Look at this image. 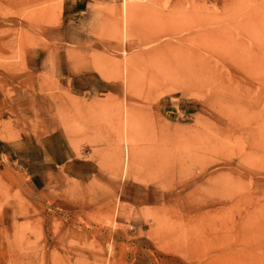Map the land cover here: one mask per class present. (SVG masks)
<instances>
[{
  "label": "rangeland",
  "instance_id": "obj_1",
  "mask_svg": "<svg viewBox=\"0 0 264 264\" xmlns=\"http://www.w3.org/2000/svg\"><path fill=\"white\" fill-rule=\"evenodd\" d=\"M0 264H264V0H0Z\"/></svg>",
  "mask_w": 264,
  "mask_h": 264
},
{
  "label": "bare ground",
  "instance_id": "obj_2",
  "mask_svg": "<svg viewBox=\"0 0 264 264\" xmlns=\"http://www.w3.org/2000/svg\"><path fill=\"white\" fill-rule=\"evenodd\" d=\"M210 66V65H209ZM212 67V66H211ZM208 68V67H207ZM210 68V67H209ZM218 75V74H217ZM126 121V120H125ZM128 124V123H127ZM128 125H130L131 126V124L129 123ZM130 126H126L125 125V127H127V128H129L130 129ZM127 128H125V129H127ZM124 129V130H125ZM127 136V135H126ZM2 138V137H1ZM4 138V137H3ZM128 145V144H127ZM132 151H131V147L130 148H128L127 149V147H126V156H127V161H126V166H125V172H127L128 170H127V168H128V165H129V163H128V161L130 162V158H131V155H132V153H131ZM119 157H120V155H118ZM124 163V162H123Z\"/></svg>",
  "mask_w": 264,
  "mask_h": 264
},
{
  "label": "crops",
  "instance_id": "obj_3",
  "mask_svg": "<svg viewBox=\"0 0 264 264\" xmlns=\"http://www.w3.org/2000/svg\"><path fill=\"white\" fill-rule=\"evenodd\" d=\"M92 90H94V86L92 85Z\"/></svg>",
  "mask_w": 264,
  "mask_h": 264
}]
</instances>
